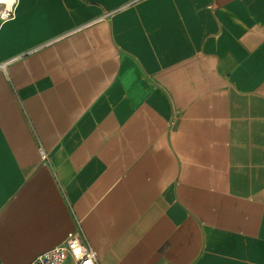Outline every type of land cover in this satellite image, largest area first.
I'll list each match as a JSON object with an SVG mask.
<instances>
[{
	"label": "crops",
	"instance_id": "crops-1",
	"mask_svg": "<svg viewBox=\"0 0 264 264\" xmlns=\"http://www.w3.org/2000/svg\"><path fill=\"white\" fill-rule=\"evenodd\" d=\"M17 1L0 264L76 231L99 264H264V0Z\"/></svg>",
	"mask_w": 264,
	"mask_h": 264
},
{
	"label": "built area",
	"instance_id": "built-area-1",
	"mask_svg": "<svg viewBox=\"0 0 264 264\" xmlns=\"http://www.w3.org/2000/svg\"><path fill=\"white\" fill-rule=\"evenodd\" d=\"M17 0H0V23L13 18L16 14ZM3 65V64H1ZM42 158L46 152L40 147ZM28 264H99L95 249L80 231L69 232L65 239L41 253Z\"/></svg>",
	"mask_w": 264,
	"mask_h": 264
}]
</instances>
